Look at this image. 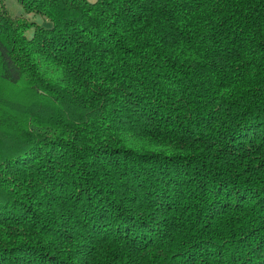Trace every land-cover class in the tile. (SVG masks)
Instances as JSON below:
<instances>
[{
  "label": "trees",
  "instance_id": "trees-1",
  "mask_svg": "<svg viewBox=\"0 0 264 264\" xmlns=\"http://www.w3.org/2000/svg\"><path fill=\"white\" fill-rule=\"evenodd\" d=\"M0 0V264H264V0Z\"/></svg>",
  "mask_w": 264,
  "mask_h": 264
},
{
  "label": "crops",
  "instance_id": "crops-1",
  "mask_svg": "<svg viewBox=\"0 0 264 264\" xmlns=\"http://www.w3.org/2000/svg\"><path fill=\"white\" fill-rule=\"evenodd\" d=\"M89 1H95V0H89ZM1 3L4 5L5 8H7L11 12L18 13V12H21L22 10L17 0H1Z\"/></svg>",
  "mask_w": 264,
  "mask_h": 264
}]
</instances>
